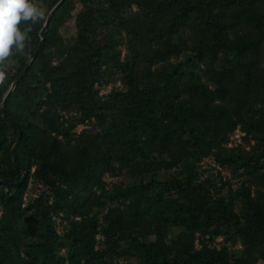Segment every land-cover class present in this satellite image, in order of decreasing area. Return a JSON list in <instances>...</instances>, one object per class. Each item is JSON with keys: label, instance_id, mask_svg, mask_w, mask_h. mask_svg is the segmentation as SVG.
Segmentation results:
<instances>
[{"label": "trees", "instance_id": "obj_1", "mask_svg": "<svg viewBox=\"0 0 264 264\" xmlns=\"http://www.w3.org/2000/svg\"><path fill=\"white\" fill-rule=\"evenodd\" d=\"M59 1L0 66L1 105L45 36L5 101L16 162L0 109V264H264V0H65L46 32Z\"/></svg>", "mask_w": 264, "mask_h": 264}, {"label": "rangeland", "instance_id": "obj_2", "mask_svg": "<svg viewBox=\"0 0 264 264\" xmlns=\"http://www.w3.org/2000/svg\"><path fill=\"white\" fill-rule=\"evenodd\" d=\"M60 35H61V37L64 38V42L68 46L73 47L76 45L78 39H77L76 22H75L74 17L69 19L68 21H66L61 26ZM121 51H122V57H124L127 54V48H125L124 46H121ZM260 64L262 67H264V43L262 45ZM115 85L116 86H122V82L117 81ZM113 87H115L113 84L100 86V93L102 95H106L107 93H109L112 90ZM85 126L91 127V125H79L77 127V131L81 130ZM243 134L244 133L239 128H237L234 131V133L228 139L223 138V140H222V141H224L223 144L228 146V147L235 146L239 142H241V136ZM202 166H203V169L207 170V173H209V174H214V176L222 174L224 177V180H226V178H231V181H230L231 183L228 185V187L231 186L233 189H235L241 183L240 178L238 176L233 175L232 172L230 171L232 168H228V169H230V170H228L227 168L223 167L219 162L215 161L211 157L205 158L204 161L202 162ZM122 179H124L123 176H118V177L113 176L109 172H107V174L104 176V180L107 182L109 187H112L113 184H115V182H119ZM64 227H65V222L61 218H58V225H57L58 230L61 232L64 230ZM180 230H181V228H179V227H175L172 229H165L164 235H165L166 242H169L170 238L173 237ZM218 241H219L218 247L223 246V244H219V243H222V241H223L222 237H219ZM228 244H230V243H228ZM227 246H228V249L223 248L226 253H228V251L232 252L236 248L237 249L241 248L242 244L239 242L234 247L231 245L230 246L227 245Z\"/></svg>", "mask_w": 264, "mask_h": 264}, {"label": "clouds", "instance_id": "obj_3", "mask_svg": "<svg viewBox=\"0 0 264 264\" xmlns=\"http://www.w3.org/2000/svg\"><path fill=\"white\" fill-rule=\"evenodd\" d=\"M43 16V10L30 0H0V66L5 65L13 54V48L21 54L24 52V41L31 28L21 31L18 27L20 23L22 21L35 23ZM4 78L5 72L0 67V83Z\"/></svg>", "mask_w": 264, "mask_h": 264}, {"label": "water", "instance_id": "obj_4", "mask_svg": "<svg viewBox=\"0 0 264 264\" xmlns=\"http://www.w3.org/2000/svg\"><path fill=\"white\" fill-rule=\"evenodd\" d=\"M65 0H60L55 6L54 8L50 11L48 17H47V20L44 24L45 28H46V32L49 28V24H50V21L54 15V13L58 10V8L60 7V5L64 2ZM45 41V36L42 37L41 39V43L40 45L37 47L36 51L33 53L32 57L28 60L26 66L24 67L22 73L19 75V77L12 83V85L10 86L9 90L7 91V93L5 94V96L3 97V101L0 105V109L10 118V120L18 127V138H17V141L15 142L13 148H12V155H13V159L14 161L16 162V149H17V146L19 145V143L21 142V139H22V135H23V132H22V129L21 127L18 125V123L16 122L15 118L8 112L7 108H6V105H5V101L7 100V98L10 96V94L16 89L17 85L19 84V82L21 81V79L23 78L24 74L26 73L31 61L33 59H35V57L37 56V54L39 53L40 49H41V46L42 44L44 43ZM26 178V172L24 170H22V178L21 180L19 181H12V180H9V179H5L4 181L7 182V183H13V184H21Z\"/></svg>", "mask_w": 264, "mask_h": 264}]
</instances>
